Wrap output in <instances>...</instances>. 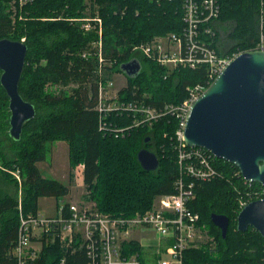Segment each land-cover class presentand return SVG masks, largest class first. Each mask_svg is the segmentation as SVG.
Masks as SVG:
<instances>
[{"label":"trees","instance_id":"1","mask_svg":"<svg viewBox=\"0 0 264 264\" xmlns=\"http://www.w3.org/2000/svg\"><path fill=\"white\" fill-rule=\"evenodd\" d=\"M263 1L218 0V20L209 24L216 31L218 54L232 55L254 48ZM11 3L15 12L10 9ZM183 4L184 0H0V40L24 38L27 54L19 93L36 112L24 125L21 138L11 139L9 100L0 86V183H12L20 191L19 195L0 191V264H17L12 250L18 236L19 207L24 216L35 214L39 198L54 197L58 201L69 194L66 185L45 178L37 167L46 159L48 144L66 142L69 176L72 179L73 170L83 165L84 199L101 214L131 217L149 210L157 197L175 193L177 119L167 116L151 126L132 127L123 138L100 131L99 115L94 110L95 60L80 57L98 37L95 32H82L71 20L87 12H97L101 17L103 57L114 61L108 74H122L120 65L129 60L140 62L138 76L126 77V87L119 90L120 101L146 97L144 102L152 106L179 104L187 97L188 87L208 84L206 69L178 68L168 73L133 48L155 36L182 33ZM57 85L62 86L60 92L53 88ZM109 121L125 128L132 116L112 115ZM143 148L157 156L160 165L156 171L145 172L140 167L137 152ZM212 160L221 176L194 180V199L189 207L199 215L201 227L209 225L207 232L215 247L202 245L186 250L183 264H264L260 234L251 227L245 232L236 228L239 202L264 199V188L246 182L234 165L215 157ZM15 170L20 173V181L10 173ZM212 213L228 218L225 238L211 223ZM140 248L129 240L123 252L129 256ZM31 264H88V260L83 250L62 248L57 239L48 238Z\"/></svg>","mask_w":264,"mask_h":264},{"label":"built area","instance_id":"2","mask_svg":"<svg viewBox=\"0 0 264 264\" xmlns=\"http://www.w3.org/2000/svg\"><path fill=\"white\" fill-rule=\"evenodd\" d=\"M23 0H20L22 3ZM219 16L218 0H184L180 34L155 36L151 40L133 48L145 58L155 61L169 73L174 69H192L204 67L206 82L210 85L229 61L242 52L232 55L218 54L216 31L209 24L215 23ZM84 33L95 32L97 41L84 49L80 57L95 60L94 110L99 115L98 128L114 138H123L132 127L151 126L154 122L167 116L175 117L178 129L175 132L177 149L178 177L174 182L175 193L159 196L152 207L131 217L101 214L92 205L80 207L60 204L54 216H45L39 211L24 216L19 207V228L12 255L17 264H31L41 252L43 240L57 239L62 248L83 250L88 264H140L138 253L124 255V244L132 240L136 230L151 232L158 243L171 242L163 258L156 264H183L184 252L188 249L208 245L215 247L213 238L199 225V215L190 203L194 199L193 181H209L220 178V172L214 167V157L204 148L188 147L184 142L183 129L192 102L207 88L196 84L188 87L187 97L179 104L165 103L152 106L140 100L120 101L119 90L113 89L114 74H108L114 61H105L102 53V19L97 12L79 19H72ZM258 35L254 48L248 51H264V1L258 10ZM24 41V38L21 39ZM216 43V44H215ZM60 92L62 86L53 87ZM66 89V88H64ZM131 115L129 126L116 127L109 121L112 115ZM83 165H78L81 170ZM20 181L18 170L10 172ZM256 194V193H255ZM258 200V199H257ZM251 202V201H250ZM249 202L240 201V210ZM159 247V245H158ZM159 249V248H158ZM159 253V252H158ZM247 264V263H241Z\"/></svg>","mask_w":264,"mask_h":264},{"label":"water","instance_id":"3","mask_svg":"<svg viewBox=\"0 0 264 264\" xmlns=\"http://www.w3.org/2000/svg\"><path fill=\"white\" fill-rule=\"evenodd\" d=\"M27 46L22 41L0 40V86L9 102L11 139L21 138L24 125L35 117L34 106L19 93ZM128 78L137 77L141 64L137 59L120 65ZM188 147L204 148L215 158L234 165L241 177L264 188V51H245L232 58L189 109L183 129ZM137 161L145 172L159 168L157 156L143 148ZM211 223L225 238L229 220L212 213ZM249 227L264 240V199L247 203L238 213L236 228Z\"/></svg>","mask_w":264,"mask_h":264},{"label":"rangeland","instance_id":"4","mask_svg":"<svg viewBox=\"0 0 264 264\" xmlns=\"http://www.w3.org/2000/svg\"><path fill=\"white\" fill-rule=\"evenodd\" d=\"M10 9L15 12V8L11 3ZM127 78L122 73H117L113 77V89L120 90L126 87ZM51 89V88H50ZM48 152L45 161L37 163V167L42 172L45 178L60 181L69 188L68 196L56 200L54 197L39 198L37 202L39 213L45 216H54L56 214V207L62 202L76 204L78 206H90L91 202L86 201L84 196L86 195V190L81 180V173L75 168L72 172L73 178H70V168L68 164V146L66 142L58 141L53 144H48ZM10 183H0V191L7 192L11 195H19L20 191L15 189L14 185ZM19 187V186H18ZM61 201V202H60ZM202 227L208 231L210 229L207 223H204ZM150 238L154 243L150 245L144 244L143 248L138 250L139 259L141 264H156L158 259L163 258L166 254L167 248L171 247L170 240L162 241L158 243L155 240L153 233H149ZM159 245V247H158ZM159 248V249H158ZM159 252V253H158Z\"/></svg>","mask_w":264,"mask_h":264},{"label":"crops","instance_id":"5","mask_svg":"<svg viewBox=\"0 0 264 264\" xmlns=\"http://www.w3.org/2000/svg\"><path fill=\"white\" fill-rule=\"evenodd\" d=\"M79 172L82 175V169L79 170ZM81 180L83 182L82 178H81ZM64 203H66V202H64ZM64 203L62 202L61 204H64ZM149 233H151V232L136 230L133 232L132 240L134 242L138 243L143 248L144 244L150 245V243H154L153 240L151 239L153 236L150 238V236H148Z\"/></svg>","mask_w":264,"mask_h":264}]
</instances>
